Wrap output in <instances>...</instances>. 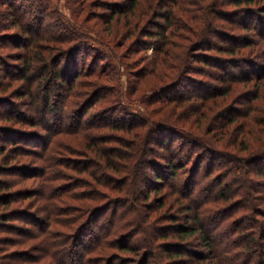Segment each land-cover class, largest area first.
Instances as JSON below:
<instances>
[{
    "label": "trees",
    "instance_id": "trees-1",
    "mask_svg": "<svg viewBox=\"0 0 264 264\" xmlns=\"http://www.w3.org/2000/svg\"><path fill=\"white\" fill-rule=\"evenodd\" d=\"M59 1L0 0V264H264V0Z\"/></svg>",
    "mask_w": 264,
    "mask_h": 264
},
{
    "label": "rangeland",
    "instance_id": "rangeland-1",
    "mask_svg": "<svg viewBox=\"0 0 264 264\" xmlns=\"http://www.w3.org/2000/svg\"><path fill=\"white\" fill-rule=\"evenodd\" d=\"M59 5H60V8H61L62 11H65L68 15H70V12L72 11V7L68 3V0H60L59 1ZM75 6H77V4H75ZM97 10H99V9H97ZM85 15H87V17L85 19H90L91 13L88 14V10H85L83 12V16H85ZM83 16H81V17H83ZM94 20L95 19H93V21ZM220 22H221L220 24H221L222 27H225V29L228 28L229 23L227 21L221 20ZM234 31L236 32L238 30L236 29ZM240 33H242V34H244L246 36L249 35L250 37H252L250 31H246V30L241 29V28L239 29V34ZM206 35H207V33H206ZM217 41H218L217 36H213L212 34L208 38V42H217ZM137 48H138L137 45L136 44H133L131 42V39L127 40L126 43H124L123 44V47L121 48V50L125 51V53L128 54V57L125 60H127L129 63H132L134 65V68L135 69L138 68V65L141 64V58L144 57V52L139 51ZM198 50H199V52H197V53L194 54L195 57H196V59L198 57H201V58H205L206 57L207 59H212V57H214L213 60L211 61L213 64H215L216 61L218 60V58L216 56L221 55L219 53H215V49H213V50L211 49V52H207L206 50L201 49V48L198 49ZM150 51H151V48L149 49L148 53H150ZM202 51H206V52H202ZM217 54H219V55H217ZM253 55H251V56L253 57ZM261 58L264 59V56H261ZM133 61L135 63H133ZM189 63H192V65L196 66V68L199 71L188 73L187 74L188 75L187 78H186V76H184V79L183 80L184 81H188L190 85L189 86H185L184 84H182V86H179L178 88L175 89L176 92H180L182 94L183 93H187V94L193 95V97H191V98H192L193 101H195V104L197 105L198 104L197 101H201L200 100L201 99L200 96L207 94L206 91L209 92V90H211L210 93H212L213 91H216L217 92L220 89H223L225 87L224 86V83H222L219 80V78L223 75L222 73L224 72V70L223 69H220L219 66H217V65H214V66H204L203 65V62H201V61H196V62L194 61V62H192V60H190ZM258 69H261V68H258ZM225 72H228L227 73L228 75H232L233 74V75L240 76V77L245 76V74H247V73H245L243 71L242 72H238V71H235L234 72V71H231L229 69V67H228V70H225ZM261 72H263V70H261ZM126 76H127V74H126ZM128 76H129V74H128ZM124 77H125V74H124ZM130 78H133V76H130ZM197 78L200 79V81H202V82L203 81L204 82H208L210 85H212L211 86V89H209L207 87V85H205L204 83L196 82V80L195 81L190 80V79H197ZM148 85H149V81H148ZM250 85L251 84H249V86ZM243 87H244V85H242V88ZM194 94H195V96H197V98L194 96ZM198 97H200V98H198ZM155 103H157V102H155ZM252 172H254V170H252ZM251 180H253V179H251ZM254 180H256V177H254ZM258 182H259V185H258L259 187L258 186L257 187L255 186V189L259 190V192H258L257 195L260 196L264 192V180L263 179H259Z\"/></svg>",
    "mask_w": 264,
    "mask_h": 264
}]
</instances>
